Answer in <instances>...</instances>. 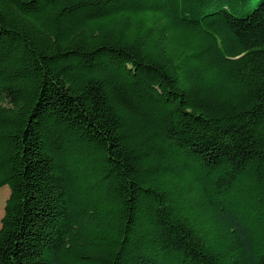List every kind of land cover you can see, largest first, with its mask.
<instances>
[{
	"label": "trees",
	"instance_id": "trees-1",
	"mask_svg": "<svg viewBox=\"0 0 264 264\" xmlns=\"http://www.w3.org/2000/svg\"><path fill=\"white\" fill-rule=\"evenodd\" d=\"M0 264H264V0H0Z\"/></svg>",
	"mask_w": 264,
	"mask_h": 264
},
{
	"label": "rangeland",
	"instance_id": "rangeland-1",
	"mask_svg": "<svg viewBox=\"0 0 264 264\" xmlns=\"http://www.w3.org/2000/svg\"><path fill=\"white\" fill-rule=\"evenodd\" d=\"M10 189L9 187H3L0 189V227H1V219L4 215V208L6 205V201L9 197Z\"/></svg>",
	"mask_w": 264,
	"mask_h": 264
}]
</instances>
